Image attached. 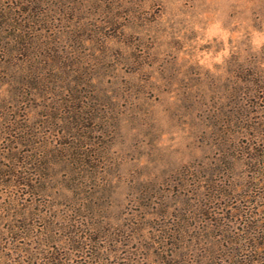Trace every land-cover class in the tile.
Here are the masks:
<instances>
[{
  "label": "rangeland",
  "instance_id": "rangeland-1",
  "mask_svg": "<svg viewBox=\"0 0 264 264\" xmlns=\"http://www.w3.org/2000/svg\"><path fill=\"white\" fill-rule=\"evenodd\" d=\"M263 92L264 0H0V264H264Z\"/></svg>",
  "mask_w": 264,
  "mask_h": 264
},
{
  "label": "trees",
  "instance_id": "trees-1",
  "mask_svg": "<svg viewBox=\"0 0 264 264\" xmlns=\"http://www.w3.org/2000/svg\"><path fill=\"white\" fill-rule=\"evenodd\" d=\"M262 92V91H261ZM264 93V92H263ZM88 158H86V157ZM70 158V157H69ZM91 156H87V155H84L83 153L81 152H77L76 155H74L72 157L73 159V163H71L72 165L73 164H76V165H79V166H82L85 168V166H89L90 163H92V166H93V171H97L98 170V165L97 164H93V161L91 160ZM89 159V160H87ZM79 171H77L78 173ZM66 174V172H65ZM78 178V177H77ZM81 178V182H80V185L75 183L76 180L80 179ZM80 178L76 179L74 176L69 178V179H66V182L65 184H63L64 188L65 189H68V190H72L73 191H79L78 195V200L77 201H80L81 200H87L86 197H81L83 195V192L82 190L84 189H87V188H91L90 185H88L86 182L87 181H92L93 178H97V176L95 175H92L91 173H85L84 175H82ZM67 183H71V186H66ZM72 183H75L72 184ZM74 185V186H73ZM79 203V202H77ZM22 227V226H21ZM93 230L95 228H92ZM91 229V230H92ZM95 231V230H94ZM102 232V231H100ZM72 242L75 244L76 243V253H82V254H87V253H90V260L91 262H93V264H103V256H102V252L104 251V248H101L98 246L99 244V240H96V239H92V238H86L83 240V237L79 236L77 237V240L76 239H73ZM117 242V241H116ZM92 245H95L96 246V250L94 251H91V246ZM107 250V249H106ZM27 253V251H25ZM31 258H30V261L32 262V264H65V257H62L63 255L60 254V253H54V252H50V251H43L41 252L39 255V257H34L33 256V253L30 252L28 253ZM1 261V260H0ZM30 261H27V264H30ZM3 263L1 264H18L17 262H15L14 260L12 261V259H10V261L8 260H2ZM89 263V262H88Z\"/></svg>",
  "mask_w": 264,
  "mask_h": 264
}]
</instances>
